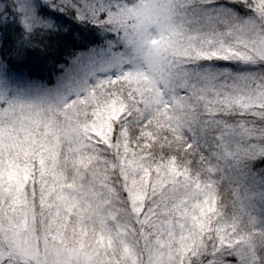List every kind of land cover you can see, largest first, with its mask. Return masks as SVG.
Here are the masks:
<instances>
[{
	"label": "snow or ice",
	"instance_id": "snow-or-ice-1",
	"mask_svg": "<svg viewBox=\"0 0 264 264\" xmlns=\"http://www.w3.org/2000/svg\"><path fill=\"white\" fill-rule=\"evenodd\" d=\"M0 264H264V0H0Z\"/></svg>",
	"mask_w": 264,
	"mask_h": 264
},
{
	"label": "trees",
	"instance_id": "trees-1",
	"mask_svg": "<svg viewBox=\"0 0 264 264\" xmlns=\"http://www.w3.org/2000/svg\"><path fill=\"white\" fill-rule=\"evenodd\" d=\"M55 47H56V42L53 41V48H55ZM54 58H55L54 56H47V57L42 56L38 59L37 62L41 65H48V67H50L51 62L54 60ZM40 74L43 76H47L48 75V68H45Z\"/></svg>",
	"mask_w": 264,
	"mask_h": 264
}]
</instances>
